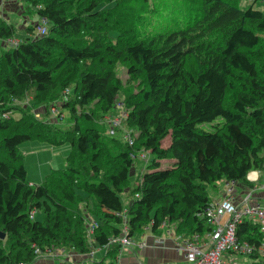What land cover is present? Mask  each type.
<instances>
[{"label":"trees","instance_id":"obj_1","mask_svg":"<svg viewBox=\"0 0 264 264\" xmlns=\"http://www.w3.org/2000/svg\"><path fill=\"white\" fill-rule=\"evenodd\" d=\"M26 1L48 25L44 34L37 22L28 26L27 36L8 46L14 27L0 20V114L20 113L0 116V264H33L38 252L54 248L74 252L78 262L65 264H117L122 245L113 239L146 227L161 235L169 225L178 238H204L213 227L204 212L212 201L208 186L248 184V172L264 163L262 10L242 8L240 0H178L184 10L174 25L140 38L124 23L145 9L136 0ZM118 60L139 79L136 93L123 92L114 77ZM26 94L37 104L61 97L72 129L52 130L12 105ZM118 103L124 125L137 131L131 144L93 123ZM29 139L70 144L65 166L39 184L27 180L18 147ZM141 149L150 150L148 169L130 186L131 154ZM164 158L172 165L161 167ZM236 236L256 247L237 264H264L258 223L242 220ZM97 247L100 259L82 258Z\"/></svg>","mask_w":264,"mask_h":264},{"label":"rangeland","instance_id":"obj_2","mask_svg":"<svg viewBox=\"0 0 264 264\" xmlns=\"http://www.w3.org/2000/svg\"><path fill=\"white\" fill-rule=\"evenodd\" d=\"M7 1V2H6ZM15 1V0H13ZM20 6L16 7V11L10 15L8 18L10 19V23L14 27V38L22 39L25 38L27 35L26 28L28 26H33L36 22L39 21L37 14L34 12L35 8L31 5L29 1L20 0ZM138 7L143 6L145 9L141 12L140 18L134 20L135 16L127 17V20L124 21L125 24H128V27L134 28L132 33H135L137 37L143 38L146 36H151L158 30H164L165 27L173 26L178 17V14H181L184 10L183 4L179 3L176 8H171V4L174 0H147L144 3V0H136ZM4 3V5L2 4ZM6 3H10V0H0V5L2 7L6 6ZM14 3V2H11ZM144 3V4H143ZM252 3L253 7L259 8L262 10L264 14V0H255L251 2L249 0H240V7L246 8ZM170 7V8H169ZM2 8V9H3ZM177 9H179L177 11ZM4 10V9H3ZM188 15V14H187ZM186 15V19L188 16ZM22 26V27H20ZM114 34V33H112ZM264 36V34H263ZM264 38V37H263ZM1 41V39H0ZM193 63V60L188 61L187 67H190ZM114 77L119 79L120 86L122 91L123 90H132L136 93L141 85L139 79H133L127 73V67L122 61H116L114 64ZM71 89V88H70ZM65 91V90H64ZM69 92V91H68ZM67 92V93H68ZM124 92V91H123ZM66 93V94H67ZM65 95V94H64ZM63 99H70V96L63 97ZM122 99V95L120 96L119 100ZM61 97L57 98L56 100L49 102L47 104L40 103L37 104L33 100V95L26 94L22 99L14 100L12 105L20 106L28 113V115L35 119L38 123H45V126L52 130L58 129L61 131H68L71 130L74 122L71 117L70 112L62 107ZM94 104L90 106L88 109H93ZM96 107H94L95 109ZM125 107L122 103H118L113 109L110 110L107 114L103 117H99L97 122H93L96 127L105 133L106 136L112 135L122 141L126 142L127 135L135 136L137 135V131L135 129L129 128L122 122L124 114H125ZM98 111V110H97ZM99 115L100 113L97 112ZM20 113L15 111H6L0 114L3 118L14 117L18 118ZM109 120L119 122V125L109 123ZM214 124L210 123H203L200 125L202 128H211ZM53 128H52V127ZM170 136L167 135L161 140V146L166 148L169 145ZM19 150L23 154V163L26 168V178L29 182L33 184L41 183L46 174L53 171L54 169H61L66 164V157L70 151V144L64 143L60 145H48L44 142H41L38 139H29L26 140L18 146ZM133 158V168L131 171L130 186L135 185L141 172L148 169L146 165L149 163L150 159V150H138L137 152H133L131 154ZM161 167H169L173 163V159L164 158L160 161ZM221 181L218 182V187H223L221 185ZM208 194L211 198H214V195L218 193V188H213L208 186ZM128 196L124 193L121 195V199L124 204L128 201ZM40 213H37V217H39ZM93 221V220H92ZM87 235L90 233L91 230L89 225H87ZM124 229V228H123ZM145 229H148L147 227ZM163 232H167L168 230L173 233V228L169 225L162 226ZM175 236V235H174ZM89 237V236H88ZM137 237V234L134 238ZM176 237V236H175ZM205 237V236H204ZM132 239V238H131ZM137 243V242H136ZM156 243V242H155ZM125 247L122 245L120 249ZM103 256V250L99 247L93 248L92 252L88 255H84L85 259H91V261L98 260ZM235 259L241 260L242 256L235 255ZM47 260H56L60 264H65L67 261L69 262H78L74 258V252L69 249H57L54 248L51 251H44L42 253L38 252L37 254V261L33 264H43Z\"/></svg>","mask_w":264,"mask_h":264},{"label":"built area","instance_id":"obj_3","mask_svg":"<svg viewBox=\"0 0 264 264\" xmlns=\"http://www.w3.org/2000/svg\"><path fill=\"white\" fill-rule=\"evenodd\" d=\"M47 25L48 20L45 17H40L36 26L37 34H44ZM4 42L8 46H15L18 40L11 37L5 39ZM67 92L66 89L65 93ZM109 123L119 125V122L113 120H109ZM132 139V135H127L126 140L129 144L132 143ZM259 172L264 176V163L261 170L248 172L247 180L256 181ZM224 185L222 198L219 201H211L204 210L207 220L213 225L212 229L206 234L205 239L198 235L183 239L177 237L179 239V243H176L177 247L183 251L184 259L188 264H237L238 261L234 258L235 255H248L256 249L254 245L249 244L247 241H240L236 236V226L244 219L257 222L260 230L264 232V206L252 203L253 189H248L239 199H236V183L229 180L225 181ZM93 225L94 223L89 226L90 233ZM113 240H117L125 246L146 245L145 240L136 243L125 233ZM154 243L162 244L163 240L158 238L154 240ZM257 249L261 254H264V242L257 246ZM225 254L229 257H226Z\"/></svg>","mask_w":264,"mask_h":264},{"label":"crops","instance_id":"obj_4","mask_svg":"<svg viewBox=\"0 0 264 264\" xmlns=\"http://www.w3.org/2000/svg\"><path fill=\"white\" fill-rule=\"evenodd\" d=\"M20 3V0H10V3H6V6L3 8L2 6L4 3L2 2L3 5H0V20H5L10 23L8 15L14 13L16 11V7L20 6ZM257 177L258 179L256 181L251 182L248 180V184H236V199H239V197L247 192L248 189H253L252 203L264 206V176L261 172H259ZM221 183L223 187H217L218 193L214 195V198H211L212 201H219L222 198L223 190L225 188V180H221ZM131 238L134 242L145 240L146 245L139 246L134 244L133 246L123 247L119 251L116 260L117 264H188L184 259L183 251L177 247L176 243H179V239L169 230L167 232H163L161 235H156L148 228L141 234L137 235L136 238H134V236ZM158 238L163 240L162 244L154 243V240ZM225 256L229 257L227 254H225ZM236 260L240 261L238 259ZM241 260L248 261V259L244 256H242Z\"/></svg>","mask_w":264,"mask_h":264},{"label":"water","instance_id":"obj_5","mask_svg":"<svg viewBox=\"0 0 264 264\" xmlns=\"http://www.w3.org/2000/svg\"><path fill=\"white\" fill-rule=\"evenodd\" d=\"M1 237H3V234H1Z\"/></svg>","mask_w":264,"mask_h":264}]
</instances>
